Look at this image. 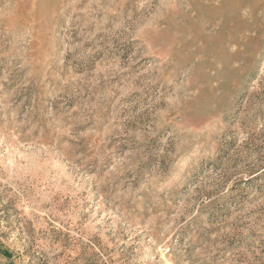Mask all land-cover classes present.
I'll return each instance as SVG.
<instances>
[{"label": "rangeland", "instance_id": "rangeland-1", "mask_svg": "<svg viewBox=\"0 0 264 264\" xmlns=\"http://www.w3.org/2000/svg\"><path fill=\"white\" fill-rule=\"evenodd\" d=\"M0 264H264V0H0Z\"/></svg>", "mask_w": 264, "mask_h": 264}]
</instances>
